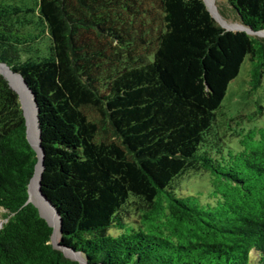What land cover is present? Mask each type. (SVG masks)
<instances>
[{"label":"trees","instance_id":"trees-1","mask_svg":"<svg viewBox=\"0 0 264 264\" xmlns=\"http://www.w3.org/2000/svg\"><path fill=\"white\" fill-rule=\"evenodd\" d=\"M225 3L253 35L222 29L202 0H0V63L35 96L57 245L86 264H264V0ZM246 61L243 120L223 102ZM62 73L126 157L98 150ZM36 162L0 76V264H78L27 203ZM193 176L202 201L184 195Z\"/></svg>","mask_w":264,"mask_h":264},{"label":"rangeland","instance_id":"rangeland-1","mask_svg":"<svg viewBox=\"0 0 264 264\" xmlns=\"http://www.w3.org/2000/svg\"><path fill=\"white\" fill-rule=\"evenodd\" d=\"M214 5L217 13L220 9L225 17H221L218 13V16L220 17V19H218V17L214 14L216 18L215 23L218 26L222 25L220 26L221 28H226L231 31H239L237 25L241 26V24L228 10L225 0H214ZM250 69L251 65L248 61H246L237 78L230 84L229 92L233 95L231 97L228 95L223 102L224 113H229L231 115L238 113L243 117V120H245L249 116L250 112L253 111L252 102L256 97L255 94L252 93L246 102L245 98L242 97V91L247 90V87L244 85L246 83L243 81L246 80V82H248ZM262 81L264 82V79ZM62 83L86 116L88 127L91 131V140L97 146L98 150L105 154L126 157V150L111 134L109 126L106 123L103 107L99 101L95 100L92 94L83 90L81 86H79L65 73H62ZM23 109L25 113L24 105ZM182 187L184 195L199 196L201 201L206 198L209 191L206 177L201 179L198 178V176H193L189 180L183 181ZM30 202L34 203L31 200ZM2 223L3 221H0V226ZM53 244L57 245L56 243ZM78 256L80 259L77 258L73 260L78 261L83 259L81 255Z\"/></svg>","mask_w":264,"mask_h":264},{"label":"bare ground","instance_id":"bare-ground-1","mask_svg":"<svg viewBox=\"0 0 264 264\" xmlns=\"http://www.w3.org/2000/svg\"><path fill=\"white\" fill-rule=\"evenodd\" d=\"M208 8L220 19L218 16L217 10L214 5V0H205ZM240 26L237 25V28ZM262 33V32H260ZM258 33L257 35L260 37H263L264 35H260ZM264 34V33H263ZM0 74L3 75L8 83L10 84L11 88L19 95L22 109L23 105L25 108V117H26V123H27V131H28V138L30 142L37 147L38 144V135H37V124H36V115H35V109L32 103L31 96L29 92L25 89L21 79L17 75L11 74L4 66L0 65ZM23 103V104H22ZM24 112V109H23ZM39 171H40V165L38 163L36 167V172L32 178V181L29 186V195L30 200L34 202L40 209V212L42 216L46 218V220L49 222L50 225L53 226L54 232L52 234V241L53 243L58 244L59 242V230H58V220L54 214V212L46 205V203L42 200V198L38 194V179H39ZM67 257L71 259H77L80 257L77 254L72 253L71 251L64 250Z\"/></svg>","mask_w":264,"mask_h":264},{"label":"water","instance_id":"water-1","mask_svg":"<svg viewBox=\"0 0 264 264\" xmlns=\"http://www.w3.org/2000/svg\"><path fill=\"white\" fill-rule=\"evenodd\" d=\"M202 1H203L204 5H205V7H206V10H207L208 13L210 14L211 18L215 21L216 18H215L214 13H212V11L208 8V6H207L205 0H202ZM220 26H222V25H220ZM222 29H224V30H226V31H231V30H228V29H226V28H222ZM239 31H244V32H246L248 35H253L252 32L248 31V30L245 29L243 26H240V27H239ZM263 37H264V36H263ZM0 65L4 66V67H5V68H6L11 74H13V75H17V76L21 79V81H22V83H23L25 89L29 92V94H30V96H31L32 103H33V106H34V109H35L36 124H37V135H38V144H37V147H35V146L30 142V140H29V138H28V131H27L26 117H25L24 112H23V109H22V105H21V101H20V97H19V95H18V94H17V93L11 88V86H10V84L8 83V81L6 80V78H5L3 75L0 74V76H1V77L7 82L8 86H9V87H10V88L16 93V95H17V97H18V101H19V104H20V108H21V110H22V115H23V118H24V120H25V126H26V139H27V141H28L30 147L35 151V153H36V157H37V162H36V164H35V166H34V170H33L32 177L30 178V180H29V182H28V185H27V193H28L27 203L32 204V205L37 209L39 216H40L42 219L45 220V222L47 223V225L52 229V234H53V232H54V228H53V226L49 224V222L46 220V218H45L44 216H42V214H41L40 209L38 208V206H37L36 204L30 202V199H29V186H30V183H31V181H32V178H33V176H34V174H35V172H36V167H37V165H38V163H39V165H40V171H39V179H38V185H37V186H38V194H39V196L42 198V200L46 203V205H47V206H48V207L54 212V214H55V216H56V218H57V220H58V230H59V235H60V234H61V219H60V216H59V214L57 213V211L55 210V208L52 206V204L50 203V201H49V200H48V199L42 194V192H41L40 179H41V174H42V171H43V150H42V147H41V133H40V130H39V127H38V108H37V105H36L35 96H34V94L32 93V91L28 88V86L26 85V83L23 81V79H22V77H21L20 75L15 74L12 70H10V68H9L8 66H6V65L3 64V63H0ZM50 241H51V245H52L53 248H55V249H57V250H60V251L63 253L64 257L68 258V259L71 260V261H74L73 259H71V258H69V257L66 256V254H65V252H64L65 248L60 247V246L55 245V244L52 243V235H51V239H50ZM76 262H77L78 264H86V262H85L84 259L78 260V261H76Z\"/></svg>","mask_w":264,"mask_h":264}]
</instances>
